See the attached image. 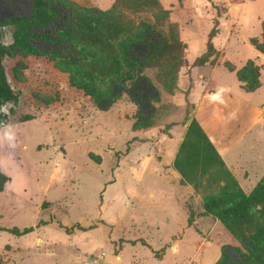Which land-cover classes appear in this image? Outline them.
<instances>
[{"label":"rangeland","instance_id":"1","mask_svg":"<svg viewBox=\"0 0 264 264\" xmlns=\"http://www.w3.org/2000/svg\"><path fill=\"white\" fill-rule=\"evenodd\" d=\"M116 1L46 0L57 12L45 7L44 21L35 17L34 0H0L1 41L9 53L4 66L19 93L17 104L7 106L14 111L7 124L16 147L0 142V173L7 178L0 227L32 228L22 236L0 232V264H255L216 217L205 213V200L223 192L217 170L198 171L189 184L173 164L186 118L193 117L192 82L195 89L201 83L229 89L220 109L227 137L240 138L242 122L250 121L254 126L245 141L252 139L264 164V55L250 45L262 41L264 0H158L166 15L160 27L165 44L144 71L158 92L153 99L148 91L153 111L144 127L126 95L107 109L82 100V89L74 87L76 72L89 63L76 68L65 58L63 40L47 38L65 26L69 11L108 12ZM122 13L136 25L152 16ZM214 27L216 53L206 65L193 67ZM75 43L102 62L95 46ZM135 49L140 59L144 49ZM185 57L193 61L191 72ZM249 60L261 67V86L251 94L241 92L235 73L227 70ZM3 131L2 125L0 137Z\"/></svg>","mask_w":264,"mask_h":264},{"label":"trees","instance_id":"2","mask_svg":"<svg viewBox=\"0 0 264 264\" xmlns=\"http://www.w3.org/2000/svg\"><path fill=\"white\" fill-rule=\"evenodd\" d=\"M45 7L47 12L52 11L56 14L57 10L52 2L47 5L46 0H34L35 17H43L44 21H47ZM111 8L108 12L82 14L69 11L65 26L48 32L47 38L54 43L63 40L61 45L66 52L65 58L76 68L82 69L89 63L87 69L76 72L79 82L74 87L82 89L83 93L79 94L82 100H92L100 109H107L115 99L126 95L137 106L138 120L142 122L141 127H144L147 126L150 113L153 111L151 99L158 96L144 71L151 68L152 59L158 57L164 50L163 47L162 50L160 48L165 44L160 27L166 15L158 0H117L116 5ZM122 11H128L133 15L151 12L152 16L136 25L132 19L124 16ZM139 27L141 29L139 39L134 43L130 42V37ZM2 28L0 25V106L5 105L7 101H11L10 105L15 106L19 93L12 88L5 70L4 62L9 58V53L1 41ZM216 33L215 27L211 29L206 51L195 60L193 67L206 65L216 53L212 43ZM178 36H175V40H178ZM75 41L99 49L101 57L98 59H102V62L97 61L96 53L87 52L84 45L77 47ZM137 45L144 49V54L140 53L142 56L140 59L134 58ZM250 45L264 55V30L261 43L251 40ZM227 70L235 73L241 89L246 93L255 92L260 88L261 67L253 61H247L239 70L233 67H228ZM95 85L99 89L94 90L92 87ZM102 88L110 91L101 93ZM148 91L153 93L152 98L148 96ZM146 109L149 112H146ZM13 116L12 109L8 110V114L0 111V122L7 124ZM186 122L188 124L185 135L173 164L175 170L189 184L194 183L198 171L217 170L224 183L223 192L219 197L205 200L203 206L205 213L216 217L238 240L248 259L255 264H264V175L248 194L245 193L234 176L227 171L224 161L197 120L193 117L186 118ZM6 180L7 178L0 173V192ZM2 231L22 236L31 232L32 228L19 230L0 227V232Z\"/></svg>","mask_w":264,"mask_h":264},{"label":"crops","instance_id":"3","mask_svg":"<svg viewBox=\"0 0 264 264\" xmlns=\"http://www.w3.org/2000/svg\"><path fill=\"white\" fill-rule=\"evenodd\" d=\"M216 39L217 35L213 38V44L216 42ZM260 56L262 57L263 55L260 53ZM185 58L188 67L191 68L193 61L188 62L187 57ZM214 66L211 67L214 68ZM192 68L190 69V72ZM202 80L205 79L202 78ZM190 81L192 82L191 79ZM237 83L242 92L243 90L240 87V83L238 81ZM195 87L196 85L192 82V89L189 93V98L194 105L193 118H195L202 127L216 151L224 161V164L239 183L240 187L244 191L250 192L264 175V164H262V158H259V153H257L251 145L252 139L248 142L245 141L247 135L252 132L254 125L245 119L242 122V139H240V137L231 141L229 137H227L225 130L227 120H225V116L223 117L222 113H220L221 106H224L227 103V96L224 97L223 93L230 95L231 92L228 88L221 85L215 88V90L211 89L208 85H205V83H201L199 89H195ZM209 90H211V92H209ZM258 167H261L262 169L261 172L256 173V169H258ZM252 176H255L256 178L252 180Z\"/></svg>","mask_w":264,"mask_h":264},{"label":"clouds","instance_id":"4","mask_svg":"<svg viewBox=\"0 0 264 264\" xmlns=\"http://www.w3.org/2000/svg\"><path fill=\"white\" fill-rule=\"evenodd\" d=\"M11 104V101L5 102V105L0 106V111H3L5 114H8V105ZM0 124H3V122H0ZM3 135L0 137V142H7V145L11 149H15L16 147V135L13 130V126L10 124H3Z\"/></svg>","mask_w":264,"mask_h":264}]
</instances>
